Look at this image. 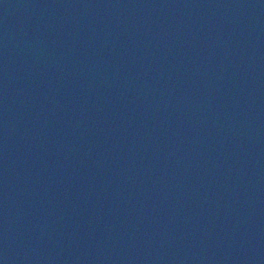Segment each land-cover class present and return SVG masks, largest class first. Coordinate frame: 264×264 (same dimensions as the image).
Masks as SVG:
<instances>
[{
    "label": "water",
    "instance_id": "1",
    "mask_svg": "<svg viewBox=\"0 0 264 264\" xmlns=\"http://www.w3.org/2000/svg\"><path fill=\"white\" fill-rule=\"evenodd\" d=\"M0 264H264V0H0Z\"/></svg>",
    "mask_w": 264,
    "mask_h": 264
}]
</instances>
